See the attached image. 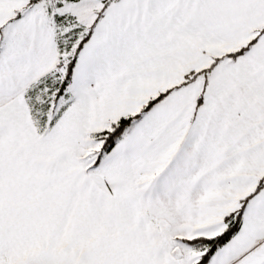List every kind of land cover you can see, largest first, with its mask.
Returning <instances> with one entry per match:
<instances>
[{
  "label": "snow or ice",
  "instance_id": "snow-or-ice-1",
  "mask_svg": "<svg viewBox=\"0 0 264 264\" xmlns=\"http://www.w3.org/2000/svg\"><path fill=\"white\" fill-rule=\"evenodd\" d=\"M0 264H264V0H0Z\"/></svg>",
  "mask_w": 264,
  "mask_h": 264
}]
</instances>
